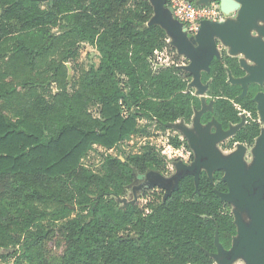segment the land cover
<instances>
[{"label":"trees","instance_id":"obj_1","mask_svg":"<svg viewBox=\"0 0 264 264\" xmlns=\"http://www.w3.org/2000/svg\"><path fill=\"white\" fill-rule=\"evenodd\" d=\"M0 8V107L10 112L0 109V249L12 246L18 264H214L216 236L230 248L237 234L230 205L215 192L228 189L223 171L214 182L204 171L198 190L187 175L166 200L142 207L118 197L138 175L165 168L154 146L125 158L105 154L99 171L83 163L96 144L116 147L137 133L140 117L166 129L189 122L200 107L186 92L191 74L176 66L152 71L148 57L167 33L148 25L150 0H0ZM81 42L98 60L81 66L69 93L67 60L80 64ZM223 54L205 76L215 98L210 116L225 127L240 122L235 100L258 119L251 100L258 88L240 98L227 68L235 76L244 71L237 57ZM260 129L250 121L225 147L252 142ZM61 221L68 245L53 261L45 250L48 223Z\"/></svg>","mask_w":264,"mask_h":264},{"label":"water","instance_id":"obj_2","mask_svg":"<svg viewBox=\"0 0 264 264\" xmlns=\"http://www.w3.org/2000/svg\"><path fill=\"white\" fill-rule=\"evenodd\" d=\"M49 2L50 0H36ZM220 2L222 11L227 15L224 23L203 21L199 32L192 36L181 31V25L166 10V0H150L154 7V15L148 25L159 24L165 30L171 45L178 54L190 60L184 66L192 73L193 80L190 87H197L202 95V109L197 111L194 126L170 124L183 132L189 146L194 152V159L189 164L176 162L175 175L165 177L157 171H150L156 180L150 182L152 187L165 189L164 199L179 187L180 181L187 175H193L197 190L201 174L206 171L214 182V172L223 170V181L227 183L228 191L215 189L222 201L234 204L238 210L234 213L237 234L234 236L230 248H225L216 236L217 251L211 256L221 264H233L242 257L247 264H264V130H262L256 144L252 147V160L246 159L248 147L238 143L237 149L229 154L223 153L219 144L232 137L245 123V116L236 125L224 129L222 124L214 121L216 130L211 131L212 123L203 125L200 120L205 112L206 97L203 96L209 83L202 81V71H210V64L214 58H221V47L228 55L237 57L245 75L233 76L228 69V81L234 85H241L245 95L251 84H264V27L258 21H264V0H241L242 8H237L238 0H216ZM209 0H199L200 4H207ZM235 12L236 19L231 18ZM256 30L258 35H250ZM215 38V39H214ZM253 101L256 103L258 114L264 122V92H256ZM213 107V101L210 103ZM136 202V201H133ZM240 211L248 215L244 219Z\"/></svg>","mask_w":264,"mask_h":264},{"label":"rangeland","instance_id":"obj_3","mask_svg":"<svg viewBox=\"0 0 264 264\" xmlns=\"http://www.w3.org/2000/svg\"><path fill=\"white\" fill-rule=\"evenodd\" d=\"M0 12H1V8H0ZM76 46L80 54L79 56L80 64L76 65L75 62H73V60L71 59L67 60L69 93H72L75 90V88L78 86V77H79L78 74L80 73L81 66L87 64L90 61L98 60L97 59L98 51L90 44L86 42H81L80 44L78 43ZM220 47L221 49L224 48V46L222 45H220ZM62 50L63 51L61 52H63L65 55L66 54L65 49H62ZM181 59L185 61L184 57L179 55L178 60H181ZM51 93L52 91L48 92L46 97L50 98ZM97 106L98 105L93 104L91 106V109L96 115H99L100 107L97 108ZM0 109L3 110L4 113H7L10 115L9 110L6 107L1 106ZM125 114H127V112H125ZM181 123L183 122L181 121ZM138 124H139V131L133 134L126 141L124 140L122 143L118 144L116 147H113L114 148L113 153H115L116 155L122 158H125L130 154L139 153L143 151L146 145H152L155 147L154 141L157 140L160 136L168 135L169 133L175 132V133H179V135H182L184 137L183 132L179 129L171 128L167 130V129L160 128L157 120L155 119H147L144 117H140L138 119ZM173 137H176V136H173ZM183 144L188 145L187 142L186 143L184 142ZM226 144H228V140L225 141V143L219 144L220 149L225 154H229L235 149H237V145L235 144L229 148L225 147ZM247 147H248V151H247L246 159L248 162H251L252 156H253L252 146L247 145ZM104 155H105L104 146L96 144L94 148L90 151L88 155L89 157L83 160V163L90 169L94 171H99L103 163ZM162 158L163 160H165L164 157ZM177 161H175L174 163L176 164ZM164 162H165V165L162 166V168L163 167L165 168L162 169V172L157 171L161 174H163L164 171H168V169L166 168V161ZM176 171H177V168H176ZM148 173L143 175L144 176L143 180L138 179V182L135 185L129 187L127 189V192L123 196L118 197L121 205H124V203L128 201H136L138 202L140 206L143 207L147 204L148 205L156 204L162 199V197L164 198L165 189L158 187V186L152 187L149 183L154 182L156 180V177L154 175H149ZM139 176L141 175H138V177ZM144 199H147L148 202L143 203ZM229 205H230V210L232 214L234 215L235 211L238 209L236 208L234 204L229 203ZM240 212L243 215L244 219L248 220L247 213L244 211H240ZM77 213H78V210H75L72 216L77 215ZM48 225L52 229V233H51L50 238L46 242L45 250H46L47 256L53 261L60 260L63 257V255L66 253L67 245H68L67 240H66V234L64 231L63 222L61 221L56 224L48 223ZM1 249L2 251H0V264H18V261H17L18 256L12 254L14 252V249L12 246H10L8 249H4V248H1ZM22 264H28V263L23 261ZM214 264H221V263H218L217 261H215ZM233 264H247V262L242 257H240Z\"/></svg>","mask_w":264,"mask_h":264},{"label":"clouds","instance_id":"obj_4","mask_svg":"<svg viewBox=\"0 0 264 264\" xmlns=\"http://www.w3.org/2000/svg\"><path fill=\"white\" fill-rule=\"evenodd\" d=\"M237 8H242L241 0H238ZM166 10L171 13L174 20L180 23L182 32L190 33L192 35H196L199 32L203 21L211 20L219 23L225 22V17L222 14L220 4L214 3L213 0H209L206 6L202 3L199 7L196 6L193 0H167ZM236 15L235 12L231 13V18L235 20ZM258 25L264 27V21H258ZM250 35L257 37L258 33L256 30H252ZM177 56V51L170 48L167 41H165L160 48L153 49V56H149L148 60L152 65L153 71H155L161 67H170L184 62L182 59L178 60ZM153 57H155V59H153ZM170 136H176L181 141L184 139L179 133L173 132L168 135L160 136L154 141L159 155L164 157L166 161V168L168 171L163 172V176L165 177L175 175V161L179 160L182 164H188L191 162L190 157L192 155V152L186 145L180 144L179 146H173L169 143ZM138 179L143 180L144 176L141 175ZM147 202V199L143 200V203ZM145 211L148 212L150 210L146 209ZM0 251H2V249H0Z\"/></svg>","mask_w":264,"mask_h":264},{"label":"flooded vegetation","instance_id":"obj_5","mask_svg":"<svg viewBox=\"0 0 264 264\" xmlns=\"http://www.w3.org/2000/svg\"><path fill=\"white\" fill-rule=\"evenodd\" d=\"M42 2H44V1H42ZM224 48L221 50V58L223 57V53H224ZM184 57V56H183ZM220 58V59H221ZM215 59V58H214ZM213 59V60H214ZM184 62H182V63H178V64H175V65H172V66H176L179 70H182V71H185V72H187V73H189V74H191V78H190V81H189V83H188V86H187V90H186V92H191L193 95H195V96H197V97H199V99H200V102H201V104H200V107L199 108H196V107H194V113H193V116H192V118H191V120L189 121V122H186L185 120H182V119H179V120H177V121H179V122H174V123H172V124H177V123H179V124H182V125H184V126H187V127H193L194 126V121H195V118H197V111H199V110H201L202 109V104H203V101H202V99H201V97H202V95H200V94H198L197 93V91L199 90L197 87H190L189 88V84L191 83V81L193 80V75H192V73L191 72H189L188 70H186L185 68H183L184 66H187V65H189V63H190V60L188 59V58H186V57H184ZM213 60L211 61V64H212V62H213ZM211 64H210V71L208 72V71H202V81H203V83L204 84H207V83H209V87H208V89H207V91H206V93L203 95V96H205L207 99H206V102H205V112H203V114H201V116H200V120H201V123L205 126V125H207L208 123H212V128H211V131L212 132H214L215 130H216V126L214 125V121H218L219 123H221L222 124V126H223V128L224 129H228L231 125H236V124H238V123H240L241 121H242V117L243 116H245V123L238 129V131L240 130V129H242L247 123H249L250 121H256V122H258V124L260 125V133H259V135L258 136H256L254 139H253V141L252 142H247V141H244V142H235L234 144L235 145H237L238 143H244L245 145H251L252 147L256 144V142H257V140H258V138H259V136H260V134H261V132H262V130H264V122L261 120V118H260V116H259V114H258V119H256L254 116H253V113H251L250 111H248V110H246V109H244L239 103H237V102H235V100H232L233 102H234V105H235V107H236V109L239 111V116H240V118H241V120H240V122H238V123H230L227 127H225L224 125H223V123L222 122H220L214 115H211L210 116V113H212L213 111H214V103H215V98H212L211 97V95L209 94V88H210V83H211V79H209V80H205V76L208 74V73H210L211 72ZM172 66H170V67H172ZM228 69L229 68H227V71H228ZM230 70V69H229ZM231 71V70H230ZM232 72V71H231ZM233 74V73H232ZM245 75V73H243L241 76H235L234 74H233V76H235V77H242V76H244ZM228 79H229V77H228ZM229 82V81H228ZM231 85H234V84H232V83H230ZM240 86V88H241V93L238 95L240 98H245V97H250L251 96V94H250V89H251V87L252 86H256L257 88H258V90H257V92H259V91H262V92H264V84L263 85H258V84H251L250 86H249V89H248V91H247V93L245 94V95H242V93H243V90H242V87H241V85H239ZM255 96V95H254ZM254 96L251 98V100L253 101V98H254ZM213 101V107L210 105V103ZM254 102V101H253ZM255 103V102H254ZM256 104V103H255ZM257 113H258V110H257ZM181 121L183 122V123H181ZM190 125V126H189ZM169 129H171V128H175V127H170V125H169V127H168ZM175 129H177V128H175ZM238 131L236 132V134L238 133ZM170 134V133H169ZM236 134H234L232 137H230L229 139H227L228 141L231 139V138H233ZM184 135V134H183ZM182 136V135H181ZM173 138H178V137H173V136H170V142L173 144V142H172V140H173ZM184 139L181 141V140H179L181 143L180 144H183L184 142L186 143L187 142V144L188 145H186L187 146V148L192 152V155H191V157H190V161L192 162L193 161V159H194V152H193V150H192V148L189 146V143H188V141H187V138H186V136L184 135V137H183ZM226 140V141H227ZM223 143H225V141L223 142ZM179 161V160H178ZM177 161V162H178ZM190 162V163H191ZM189 164V163H188ZM219 171H223V170H219ZM204 172V171H203ZM202 172V173H203ZM206 172V171H205ZM216 172V171H215ZM215 172H214V174H215ZM207 173V172H206ZM223 175H224V171H223ZM222 180H223V177H222ZM227 184V183H226ZM227 188H228V186H227ZM227 191H228V189H227ZM229 204V203H228Z\"/></svg>","mask_w":264,"mask_h":264},{"label":"built area","instance_id":"obj_6","mask_svg":"<svg viewBox=\"0 0 264 264\" xmlns=\"http://www.w3.org/2000/svg\"><path fill=\"white\" fill-rule=\"evenodd\" d=\"M167 1V0H166ZM193 2L196 4V6L197 7H199V6H201V4L199 3V0H193ZM213 2L214 3H219L220 4V2H218V1H216V0H213ZM207 4H204V6H206ZM222 10V9H221ZM222 14L224 15V17H225V19H226V17H227V15L222 11ZM189 35H192V34H190V33H188ZM192 36H194V35H192ZM166 41H167V43H168V45L170 46V48H172V49H174L175 51H177L172 45H171V38H169V37H167V39H166ZM178 53V52H177ZM153 56V55H152ZM179 58V54H178V56H177V59ZM153 59H155V57H153ZM150 65H151V63H150ZM151 68H152V65H151ZM164 68H167V67H161V68H158L157 70H155V71H153V68H152V71L154 72V73H158L161 69H164ZM169 143H171L170 142V140H169ZM172 144V143H171ZM173 145V144H172ZM174 146V145H173ZM104 151H105V154L107 155V154H113V155H116L115 153H113V151H114V148L112 147V148H106V147H104ZM89 157V156H88Z\"/></svg>","mask_w":264,"mask_h":264},{"label":"crops","instance_id":"obj_7","mask_svg":"<svg viewBox=\"0 0 264 264\" xmlns=\"http://www.w3.org/2000/svg\"><path fill=\"white\" fill-rule=\"evenodd\" d=\"M167 37H168V35H167ZM167 130H169V128H166Z\"/></svg>","mask_w":264,"mask_h":264}]
</instances>
